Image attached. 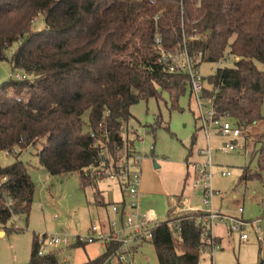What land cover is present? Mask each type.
I'll list each match as a JSON object with an SVG mask.
<instances>
[{
	"label": "trees",
	"instance_id": "trees-1",
	"mask_svg": "<svg viewBox=\"0 0 264 264\" xmlns=\"http://www.w3.org/2000/svg\"><path fill=\"white\" fill-rule=\"evenodd\" d=\"M153 1L0 0V61L9 62L12 75L24 76L0 85V151L33 150L48 174H77L97 201L96 182L104 178L97 172L116 166L121 129L133 118L129 108L166 94L173 110L180 98L190 97L186 76L167 72L157 38L172 56L183 47L192 60L201 54L200 65L232 58L231 67L202 77L203 95L242 130L264 120V71L257 68L264 65V0ZM39 16L43 27L34 29ZM15 43L8 60L6 51ZM195 143L194 135L186 161ZM20 153L0 165V230L14 231L18 217L27 220L33 202L34 184ZM253 159L257 171L243 168L240 182L261 179L264 143ZM203 217L179 213L154 227L158 264H199L210 237ZM115 249L106 245L84 264H103ZM36 250L33 234L28 264H60L56 254L38 257Z\"/></svg>",
	"mask_w": 264,
	"mask_h": 264
},
{
	"label": "rangeland",
	"instance_id": "rangeland-1",
	"mask_svg": "<svg viewBox=\"0 0 264 264\" xmlns=\"http://www.w3.org/2000/svg\"><path fill=\"white\" fill-rule=\"evenodd\" d=\"M42 27L43 18L39 16L33 28L42 29ZM17 46L18 43H15L6 51L8 60ZM232 64V58H229L227 62L202 63L199 66V72L207 79L214 75L217 68L231 67ZM257 68L264 71V65L260 63H257ZM11 72L9 62L0 61V85L10 79ZM15 73L20 72L15 71L13 75ZM129 112L133 118L123 124L121 129V136L124 139L123 149L116 153L113 160H116L117 165L122 164L126 157L141 155L144 160L149 161L151 170L147 168L145 170L141 165V183L148 181V186L165 189L168 182L174 181L175 174L173 166L167 168L163 166L164 162H170L176 167L183 164L186 171L187 162L201 161L198 150L204 147L205 141L195 120V106L188 95L180 98L178 108L173 110L170 109L167 95L163 94L158 100L149 99L147 102H138L129 108ZM261 115L264 117V102ZM194 135L196 143L192 147L191 156L186 161ZM210 143L213 149L212 186L216 193L213 210L224 216L223 219L215 220L212 227L214 237L220 239L219 248L213 256V263L257 264L258 261L264 263V240L257 241L254 234L258 226L264 233V173H261L260 180L240 182L243 168H249L252 173L257 171L256 159L250 161V158L259 149L260 143H264V120L243 129L242 138L236 143L235 151L220 152L222 140L218 137L211 138ZM13 156L5 158L0 153V165L11 164ZM19 159L25 163L34 184L33 202L27 220L24 217H18L13 222V225L17 224L22 229L21 231L2 229L5 234L0 235V264H28L33 234H53L62 230L84 235L95 221H107L104 209L108 208V205L96 204L94 189L85 187L83 190L77 174L51 176L40 166L33 150L22 151ZM111 165L112 163L110 167ZM153 165L158 166V169H154ZM222 171H230L231 175L222 177ZM119 184L120 180L115 178H103L96 182V189L104 192V197L109 195L111 200L118 201ZM185 192L191 195L189 198L191 207L206 211L199 190H192L188 184L185 186ZM154 206L158 214H164L162 218L160 217L161 219L168 217L167 205L164 206L156 200ZM239 209L242 212H239ZM173 212L170 213V219L177 215ZM189 212L191 211L181 213ZM230 218L237 219L245 225L239 226L241 228L239 230H230L232 226ZM252 224L253 227H251ZM241 234H246L248 240L245 242L240 240ZM72 249L70 253L68 252L71 255L69 264H83L87 256L96 258L105 252V246L100 242ZM202 252L199 264H211V252L208 249ZM60 259L61 256L58 260ZM132 262L158 264L152 244L150 242L140 244L134 250Z\"/></svg>",
	"mask_w": 264,
	"mask_h": 264
},
{
	"label": "built area",
	"instance_id": "built-area-1",
	"mask_svg": "<svg viewBox=\"0 0 264 264\" xmlns=\"http://www.w3.org/2000/svg\"><path fill=\"white\" fill-rule=\"evenodd\" d=\"M153 2V0H150L151 5H153ZM155 43L156 50L167 72L171 75L186 76L190 99L195 106L196 121L205 141L204 147L198 150V157L201 161L187 162V179H189L190 188L199 190L201 193V200L206 211H196L193 209H190V211L202 212L204 214L201 222L209 230L208 250L211 252V264H214L213 256L219 246L215 242L212 227L215 220L223 219L224 216L215 213L213 210V201L216 193L212 186L213 149L210 140L213 137L220 138L222 144L219 147V151L230 153L235 151L236 141L242 138L243 130L241 127L235 126L223 115H218L213 99L203 95L204 82L199 72V59L201 54L195 60H192L186 48L183 47L178 56H172L163 49L159 38L156 39ZM10 78L15 81H20L24 79V76L22 73H16L15 75H11ZM151 150L153 151V148ZM0 153L3 157L7 158L19 154L20 149L14 147L10 151H0ZM143 160L144 157L141 155H134L133 157H126V160L122 164L119 163L115 167H112V165L110 167L109 165L108 168L103 167L98 170V175L104 176V178L120 180L125 195L122 203L114 204L110 207L115 219L108 221L107 228L103 229L100 223L95 221L84 235H77L62 230L53 234H34L37 256L44 257L49 254H56L58 251H62L61 254H63L69 248H79L100 242L104 246L116 245L114 251L107 253L103 264H134L132 262L134 250L144 242L151 243L152 232L156 226L152 225L154 223L153 218L149 217L146 212L139 211L141 165ZM230 175V171L221 172L222 177H229ZM239 212H242V210L239 209ZM167 220H160V222ZM229 220L232 222L230 230H239L241 229L239 226L245 225V223L242 224L237 219L230 218ZM177 223L170 222L169 225L174 226V230L179 231ZM251 227H253V224ZM12 228L14 231L22 230L17 224L12 225ZM254 234L257 241L261 242L264 240V233L261 227L258 226L254 230ZM240 240L245 242L248 240V236L241 234ZM200 248L203 249L204 246ZM69 260L70 256L63 254L59 262L61 264H69Z\"/></svg>",
	"mask_w": 264,
	"mask_h": 264
},
{
	"label": "crops",
	"instance_id": "crops-1",
	"mask_svg": "<svg viewBox=\"0 0 264 264\" xmlns=\"http://www.w3.org/2000/svg\"><path fill=\"white\" fill-rule=\"evenodd\" d=\"M163 166H166L167 168L170 166H173V172L175 174L174 175L175 176L174 181L168 182V184H166L165 189H161L160 187L156 188V186L152 187L151 185L148 186V181H147V183L146 182L141 183V186H140L139 211L144 212V213L146 212L149 215V217L154 219L153 220L154 223H152V225H157L158 223H160V220H164V219H161L164 214H162V213L158 214L159 212L154 208L155 207L154 204H155L156 200L161 202L162 204H164V206L167 205L168 217L165 218L166 220L170 217V213L173 211L175 212V214L178 215L179 213H181L183 211L188 212V211H190V209H193L196 211L198 210L197 208L191 207L189 205V202H190L189 198L191 197V195L188 192H185V186L190 183L189 179H187L186 183H185V178L187 177V172H188L187 165H186V171H185V167L183 164H180L176 167L174 164H172L170 162H167V163L164 162ZM150 167H151V163H149V161L143 160L142 168L145 170H146V168L151 170ZM143 169H142V171H143ZM154 169H158V166H154ZM119 189H120L119 190L120 198L118 201H114L113 199L111 200L109 195L104 197L105 193L98 191L99 196L97 198V201H95V203L98 204L99 206L108 205L107 206L108 208L104 209V211L106 212L105 215L107 216V221L105 220L103 222H99L103 229L107 228L106 226H107L108 221L115 219V216L111 213L110 207L114 204L117 205L119 203H122L123 200L125 199V195H124V192L122 190L121 184H119ZM105 201H107L109 204H107ZM108 210H109V212H108ZM0 231H1L0 235L5 234L4 231H2V230H0ZM217 240H218L217 243L219 244L220 239L217 238ZM72 250H73L72 248H69L63 254H68L70 256V259H71V255L69 254L70 253L69 251H72ZM61 253H62V251H58L56 253L58 258L60 256L61 257L63 256V254H61ZM100 256H98V257H100ZM98 257H96V258H98ZM96 258L95 257L89 258V256H87L86 262L88 260H95ZM84 263L85 262H83V264Z\"/></svg>",
	"mask_w": 264,
	"mask_h": 264
}]
</instances>
